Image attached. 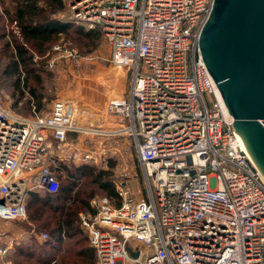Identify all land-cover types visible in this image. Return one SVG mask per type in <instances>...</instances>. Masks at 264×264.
Segmentation results:
<instances>
[{"label":"built area","instance_id":"2783aa9c","mask_svg":"<svg viewBox=\"0 0 264 264\" xmlns=\"http://www.w3.org/2000/svg\"><path fill=\"white\" fill-rule=\"evenodd\" d=\"M211 3L67 0V21L105 35L109 62L129 74L128 92L107 101L108 128L81 124L70 99H54L45 114L32 107L30 116L0 103V256L17 242L8 225L26 218L29 190L55 192L67 162L106 163L103 139L128 135L144 192L134 195L120 179L119 204L94 196L78 212L92 264H264V177L199 51ZM50 50L49 66L80 58L66 42Z\"/></svg>","mask_w":264,"mask_h":264},{"label":"trees","instance_id":"16d2710c","mask_svg":"<svg viewBox=\"0 0 264 264\" xmlns=\"http://www.w3.org/2000/svg\"><path fill=\"white\" fill-rule=\"evenodd\" d=\"M9 1L12 3L10 8L6 5L0 13V41L10 34V38L2 42L6 57L2 75L12 80L13 104L27 97L30 108L34 107L38 112L43 104L42 60L38 57L46 58L50 44L69 31L93 40L99 39V31L97 27L86 28L84 24L54 16L56 11L63 9V0ZM3 16L8 22H14L17 34L6 31L4 21L1 22ZM108 169H96L87 163L64 166L63 171L56 174L58 189L55 192L29 190L26 193L28 218L37 229L47 232L48 238L38 243L29 236L14 245L12 253L20 258L14 260V264H48L52 253L62 244L63 236L66 238L64 253L59 257L61 264H92L94 249L89 244L86 230L80 225L78 212L89 209L88 199L96 190L109 197L115 205L119 204ZM83 177L90 179V190L78 188Z\"/></svg>","mask_w":264,"mask_h":264},{"label":"rangeland","instance_id":"374dc122","mask_svg":"<svg viewBox=\"0 0 264 264\" xmlns=\"http://www.w3.org/2000/svg\"><path fill=\"white\" fill-rule=\"evenodd\" d=\"M63 2V9L56 11L53 15L66 20L68 9L67 0H63ZM6 5L10 8L12 3L9 0H0V13H3L2 9ZM3 21L8 33H16L14 22H8L5 16L1 18V22ZM85 27L88 28L87 26ZM98 31L100 36L98 40L81 37L80 34L77 35L75 32L69 31V34H62L54 41L66 42L71 46H75L80 53V58L77 60L57 58L54 60L53 65L49 66L46 60L52 55L50 50L52 44L49 47V57H38V60H42V64L41 62L40 64L42 66L41 92L43 94V104L38 110L40 114L48 112L54 99L64 98L73 100L78 104V121L81 124L97 125L103 128L114 126L108 119L109 116L105 112V106L109 99L127 95L129 74L123 68L115 67L109 62V44L101 30L98 29ZM9 38L10 34L0 41V103L16 114L30 116L32 114V108L27 103V97L14 105L15 95H13L12 80L2 75V68L6 61V57L3 54L2 42ZM79 137V146H88V138L86 136ZM103 142L108 147L107 155L105 156L106 163L101 162L91 165H94L96 169L109 168L110 179L114 182V187L120 179H125L128 188L134 195H137L138 190H140V193H143L141 171L131 138L128 135H115L107 140L103 139ZM67 164L69 166L81 163L69 161ZM89 180L86 177H83L82 180L80 179L78 188L80 190H90L92 185L89 184ZM100 195L102 193L96 190L90 198ZM26 225H29V228ZM34 225L29 220L28 213L25 219L9 223L8 233L13 239L16 238L17 242H13L8 252L0 256V264L6 262L14 264V260L20 259L19 256L15 257L12 253L14 245H18L23 240L28 239L29 236L34 238L38 243L46 240L39 237L41 230L37 229ZM65 238L63 236L62 244L52 253L53 256L50 258H56L58 264H61L59 257L64 253Z\"/></svg>","mask_w":264,"mask_h":264},{"label":"water","instance_id":"95a60500","mask_svg":"<svg viewBox=\"0 0 264 264\" xmlns=\"http://www.w3.org/2000/svg\"><path fill=\"white\" fill-rule=\"evenodd\" d=\"M198 46L234 132L264 177V0H212Z\"/></svg>","mask_w":264,"mask_h":264}]
</instances>
